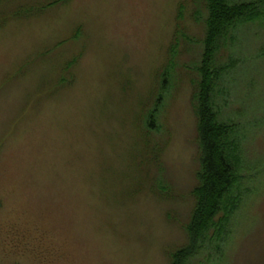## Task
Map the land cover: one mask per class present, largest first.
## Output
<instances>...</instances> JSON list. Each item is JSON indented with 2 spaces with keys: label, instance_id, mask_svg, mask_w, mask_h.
I'll use <instances>...</instances> for the list:
<instances>
[{
  "label": "rangeland",
  "instance_id": "obj_1",
  "mask_svg": "<svg viewBox=\"0 0 264 264\" xmlns=\"http://www.w3.org/2000/svg\"><path fill=\"white\" fill-rule=\"evenodd\" d=\"M205 18L206 0H0V264H170L188 244ZM234 36L212 99L247 193L186 264H264V20Z\"/></svg>",
  "mask_w": 264,
  "mask_h": 264
},
{
  "label": "trees",
  "instance_id": "obj_2",
  "mask_svg": "<svg viewBox=\"0 0 264 264\" xmlns=\"http://www.w3.org/2000/svg\"><path fill=\"white\" fill-rule=\"evenodd\" d=\"M183 8L180 4V14ZM259 20H264V0H206L203 49L196 69L198 81L191 98L200 168L196 173L197 184L191 191L193 208L185 226L188 244L170 254V264H186L206 243L213 249H220L228 238L230 220L247 193L240 183L241 139L234 136L236 125L219 120L212 97L227 68H232L215 66L217 52L235 41L239 25ZM178 32L176 25L174 33ZM147 125L152 129L150 121Z\"/></svg>",
  "mask_w": 264,
  "mask_h": 264
}]
</instances>
